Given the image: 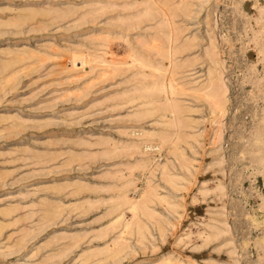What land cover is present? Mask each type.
Returning <instances> with one entry per match:
<instances>
[{
	"label": "rangeland",
	"instance_id": "rangeland-1",
	"mask_svg": "<svg viewBox=\"0 0 264 264\" xmlns=\"http://www.w3.org/2000/svg\"><path fill=\"white\" fill-rule=\"evenodd\" d=\"M0 264H264V0H0Z\"/></svg>",
	"mask_w": 264,
	"mask_h": 264
}]
</instances>
